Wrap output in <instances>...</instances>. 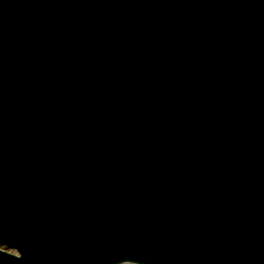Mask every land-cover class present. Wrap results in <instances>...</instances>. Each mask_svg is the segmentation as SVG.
<instances>
[{
	"label": "water",
	"instance_id": "1",
	"mask_svg": "<svg viewBox=\"0 0 264 264\" xmlns=\"http://www.w3.org/2000/svg\"><path fill=\"white\" fill-rule=\"evenodd\" d=\"M126 260L264 264V0H0V264Z\"/></svg>",
	"mask_w": 264,
	"mask_h": 264
},
{
	"label": "rangeland",
	"instance_id": "2",
	"mask_svg": "<svg viewBox=\"0 0 264 264\" xmlns=\"http://www.w3.org/2000/svg\"><path fill=\"white\" fill-rule=\"evenodd\" d=\"M8 251H10V250H8ZM10 252H12V251H10ZM125 264H137V263H131V262H129V263H125Z\"/></svg>",
	"mask_w": 264,
	"mask_h": 264
},
{
	"label": "bare ground",
	"instance_id": "3",
	"mask_svg": "<svg viewBox=\"0 0 264 264\" xmlns=\"http://www.w3.org/2000/svg\"><path fill=\"white\" fill-rule=\"evenodd\" d=\"M12 252H14L15 250H13V249H10ZM123 264H125V263H123Z\"/></svg>",
	"mask_w": 264,
	"mask_h": 264
}]
</instances>
